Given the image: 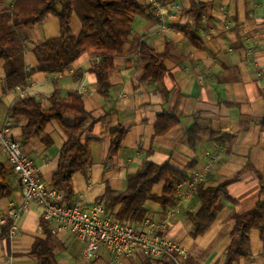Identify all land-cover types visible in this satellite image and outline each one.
I'll list each match as a JSON object with an SVG mask.
<instances>
[{
  "label": "crops",
  "instance_id": "0c3cea01",
  "mask_svg": "<svg viewBox=\"0 0 264 264\" xmlns=\"http://www.w3.org/2000/svg\"><path fill=\"white\" fill-rule=\"evenodd\" d=\"M18 2L35 5L40 0H0V11H12ZM138 2L145 7L144 12L135 18L124 55L115 58L117 69L111 72L112 86L107 96L100 92L97 76L91 71L102 60L94 52L85 53L63 71L40 70L34 50L61 35L58 17L49 15L33 28L19 27L29 76L24 85L8 88L5 61L0 60V126L11 123V136L22 143L47 187L53 188L62 148L72 134L69 126L83 123V141L90 143L93 165L87 174L74 175V196L65 199L69 204L80 202L85 209L97 204L105 207L101 197L109 189L127 190L129 177L149 162L169 163L187 181L198 178L199 185L206 187L233 180L215 222L199 237L191 235L195 226L192 216L201 207L198 191L194 197L177 200L166 208L148 200L145 220L134 224L152 221L158 225V234L182 243L188 250L185 264H226L235 226L231 215L264 201V0H172L164 4L170 8L168 29L162 28L157 12L159 0ZM201 2L209 11L195 29L201 42L197 46L182 27L191 23L184 10ZM71 28L79 38L82 23L77 14ZM137 34H144L141 42L158 52L169 50L165 62L168 75L163 84L143 78L150 56L140 48L132 50ZM55 93L63 98L80 94L90 115L66 114L49 122L40 135L26 139L24 130L30 120L24 115L14 117L12 108L34 97L50 110ZM164 112L175 114L180 122L167 133L155 135V123ZM120 128L128 133L118 154L109 160L112 132ZM220 134L226 136L225 140ZM0 162L8 169L12 187L10 195H0L3 214L20 205L24 195L8 155L1 149ZM165 185L164 181L157 183L153 194L161 196ZM53 228L43 218V208L33 203L20 221L16 239H11L8 226L0 229V264H38L31 253L36 240L48 238V229L54 237L52 245L59 264H143L152 258L138 249L135 255L116 260L115 254L103 246L96 258L87 261L82 255L84 243L77 235L56 233ZM250 236L252 255L235 264H264L261 231L253 229Z\"/></svg>",
  "mask_w": 264,
  "mask_h": 264
},
{
  "label": "trees",
  "instance_id": "16d2710c",
  "mask_svg": "<svg viewBox=\"0 0 264 264\" xmlns=\"http://www.w3.org/2000/svg\"><path fill=\"white\" fill-rule=\"evenodd\" d=\"M168 4L172 0H159ZM144 6L138 0H40L38 4L26 5L18 2L12 11H0V60L5 61L6 83L13 89L24 85L28 79L24 59L25 43L18 32L19 27L33 28L49 15L59 18L61 35L49 39L35 48L41 71L55 73L65 70L73 65L82 55L94 52L102 57L91 71L97 76L99 90L108 95L112 86L111 72L115 71V58L124 55V46L130 41L133 34V23L138 14L144 12ZM206 3H195L184 10V15L191 18V23L182 27L191 41L197 46L201 42L196 35L202 19L208 13ZM74 14H77L82 23V33L77 38L71 28ZM144 34L134 36L132 44L134 51L140 48L143 54L150 56L146 66L144 79H152L163 84L168 75L166 60L170 56L169 50L158 52L146 42H141ZM131 50V51H132ZM53 107L50 110L43 108L34 97L27 98L20 106L13 107L11 113L14 117L27 116L30 120L24 130L26 139L40 135L47 124L54 119H63L66 114L75 116H89L85 101L78 93H71L66 98L55 93L51 97ZM180 122L179 117L170 112L159 115L155 123V135L167 133ZM264 129V119L261 122ZM71 137L61 151L59 171L54 176L53 186L60 189L67 200L74 196L73 177L77 172L87 174L93 165V156L90 143L83 141L86 126L83 123L69 126ZM128 133L125 128L112 132L111 148L108 159L114 158ZM213 138L215 132H212ZM225 140L226 136L220 134ZM221 139H216L221 141ZM8 169L0 162V195H10L12 187L7 178ZM164 181L165 189L161 196L153 194L154 186ZM187 181V177L176 170L171 164L147 163L144 168L129 177V187L125 191L109 189L101 197L105 210L120 222L140 223L145 220L148 209V200L160 202L164 208L177 202V185ZM233 180L223 182L217 187H198V198L201 203L200 210L192 219L194 229L193 237H199L215 222L222 208V201L228 196V187ZM117 212L114 210L117 209ZM231 218L235 221L232 231V242L227 249L226 264H235L252 255L251 230L259 229L264 239V201L244 213H233ZM47 225L46 223H44ZM46 240H36L32 256L38 264H59L54 246L52 231L48 229ZM143 264H171L167 260H146Z\"/></svg>",
  "mask_w": 264,
  "mask_h": 264
},
{
  "label": "built area",
  "instance_id": "2783aa9c",
  "mask_svg": "<svg viewBox=\"0 0 264 264\" xmlns=\"http://www.w3.org/2000/svg\"><path fill=\"white\" fill-rule=\"evenodd\" d=\"M157 12L162 20V28L168 29L166 21L170 8L157 4ZM85 88L81 89V93ZM11 123L6 121L0 126V149L8 155L22 185L24 200L8 213L0 214V229L9 227L11 239L20 233V221L33 203L43 208V218L54 225L53 231H69L77 235L84 243L82 255L91 261L107 246L116 260L122 256L135 255L138 249L144 250L155 260H167L171 264H185L188 250L179 242L156 232L157 224L152 221L134 225L113 218L102 204L85 209L80 202L69 204L64 193L56 188H48L39 174L33 158L24 150L20 141L11 136ZM198 178L180 182L176 192L178 200L192 198L197 194Z\"/></svg>",
  "mask_w": 264,
  "mask_h": 264
}]
</instances>
